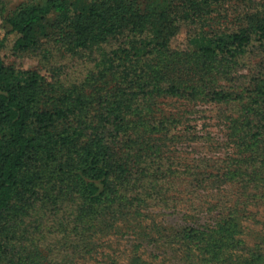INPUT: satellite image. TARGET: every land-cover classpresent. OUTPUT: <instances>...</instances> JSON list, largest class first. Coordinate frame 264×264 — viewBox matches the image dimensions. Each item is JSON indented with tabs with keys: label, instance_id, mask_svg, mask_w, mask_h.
<instances>
[{
	"label": "trees",
	"instance_id": "trees-1",
	"mask_svg": "<svg viewBox=\"0 0 264 264\" xmlns=\"http://www.w3.org/2000/svg\"><path fill=\"white\" fill-rule=\"evenodd\" d=\"M226 1L28 0L1 15L0 51L9 39L15 55L34 50L39 32L93 66L79 83H52L0 56V264H74L98 253L99 229L122 227L138 242L126 264H151L137 248L165 235L143 222L152 207H178L176 185L206 191L217 214L168 236L179 263L264 264L260 250L240 251L234 216L264 196V78L243 91L215 86L250 47L264 48V0H235L250 4L245 25L206 30ZM182 26L188 46L172 49ZM168 101L240 108L221 113L236 155L184 158L193 113L166 111Z\"/></svg>",
	"mask_w": 264,
	"mask_h": 264
},
{
	"label": "rangeland",
	"instance_id": "rangeland-1",
	"mask_svg": "<svg viewBox=\"0 0 264 264\" xmlns=\"http://www.w3.org/2000/svg\"><path fill=\"white\" fill-rule=\"evenodd\" d=\"M28 0H2L0 2V19L12 12L19 4ZM2 9V10H1ZM3 11V12H2ZM251 13L250 4H244L241 1L229 0L217 7L210 15L209 27L206 30L215 29H236L238 26L245 25L244 17ZM1 21V20H0ZM1 33V30H0ZM188 30L182 26L176 36L171 40L172 49L183 50L188 44ZM1 35V34H0ZM39 43L34 50H28L17 55L10 51L11 39L9 45L2 51L0 56L3 60L17 69L32 70L43 75L47 81L63 84L79 83L85 77L87 70L91 69L93 64L90 58L77 55H67L58 49L53 42H47L43 35L38 32ZM227 76L218 74L215 79V86L228 91H243L253 88L251 84L255 83V78H264V48L258 46L250 47L247 52L238 59V64L233 66ZM252 82V83H251ZM164 109L166 111H175L174 105L179 106V110L190 109L191 132L197 134L193 145L189 142L180 144L177 148L183 154L184 158H190L191 155L206 157L208 159H223L233 157L236 151L231 147V143L226 137V126L224 115H237L235 107L214 106L204 102H199L195 106H186L184 103L166 102ZM221 115V113H224ZM184 144H190L189 150L183 147ZM176 148V150H177ZM185 186L176 185L171 190V195L180 199L178 207L170 206L168 208H154L149 211L148 218L144 220L143 227L149 224L150 218L159 226L165 240L160 238L158 243L152 246L144 245L138 247V252L151 264H181L174 255L170 246L166 243L172 240L168 238L174 229H181L185 225H191L197 219L200 223H206L208 227L213 226L214 218L217 215L206 212V202H209V194L206 191L191 189L193 194L183 192ZM234 192V186L229 187ZM187 199L193 200V207L184 208ZM247 206H238L234 216L240 223L241 233L237 238L241 239L240 251L260 250L264 253V196L259 194L256 199L250 200ZM244 207L245 209H241ZM187 210L188 217L183 218L184 211ZM203 211V212H202ZM123 231L111 234L106 229H99L97 237L94 239L98 246V253L92 258L77 259L74 258V264H126L128 254H130L136 237L133 231L127 232L125 227ZM58 250L56 249L55 252ZM70 252H61L60 258ZM247 256V255H246ZM244 256V257H246ZM244 257H236L239 261Z\"/></svg>",
	"mask_w": 264,
	"mask_h": 264
}]
</instances>
